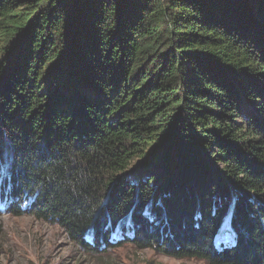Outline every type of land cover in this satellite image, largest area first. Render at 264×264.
<instances>
[{"label":"trees","instance_id":"trees-1","mask_svg":"<svg viewBox=\"0 0 264 264\" xmlns=\"http://www.w3.org/2000/svg\"><path fill=\"white\" fill-rule=\"evenodd\" d=\"M28 211L264 264V0H0V212Z\"/></svg>","mask_w":264,"mask_h":264},{"label":"rangeland","instance_id":"rangeland-1","mask_svg":"<svg viewBox=\"0 0 264 264\" xmlns=\"http://www.w3.org/2000/svg\"><path fill=\"white\" fill-rule=\"evenodd\" d=\"M247 106H244L243 113ZM131 182L137 175L130 173ZM220 239V238H219ZM227 239V238H226ZM224 239V240H226ZM0 264H207L197 258H175L132 243L87 252L60 225L25 212H0Z\"/></svg>","mask_w":264,"mask_h":264}]
</instances>
